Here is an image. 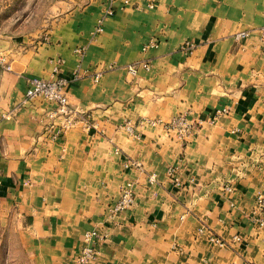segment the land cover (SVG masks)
I'll return each mask as SVG.
<instances>
[{
    "label": "crops",
    "instance_id": "obj_1",
    "mask_svg": "<svg viewBox=\"0 0 264 264\" xmlns=\"http://www.w3.org/2000/svg\"><path fill=\"white\" fill-rule=\"evenodd\" d=\"M0 3V14L14 3V18L30 7L48 19L0 26L12 66L0 87V199L38 264H73L91 229L109 233L94 264H264V0ZM59 60L70 102L98 130L80 122L53 137V103L25 99L28 78L54 77ZM219 110L186 141L141 122ZM129 183L133 205L112 215Z\"/></svg>",
    "mask_w": 264,
    "mask_h": 264
},
{
    "label": "built area",
    "instance_id": "obj_2",
    "mask_svg": "<svg viewBox=\"0 0 264 264\" xmlns=\"http://www.w3.org/2000/svg\"><path fill=\"white\" fill-rule=\"evenodd\" d=\"M128 0H125L127 2ZM111 13L112 10H109ZM102 27L99 25L97 31H100ZM251 35L250 30H240L237 31L234 36L236 39H243ZM260 42L264 45V25L260 27ZM154 42L146 44L144 48L153 45ZM193 41H187L186 47L191 48L194 46ZM79 52L82 49H78ZM62 61H58V65L55 67V76L52 78H42V77H30L28 78V88L25 93L26 100H33L37 97H43L44 99L53 103V106L48 108L45 112L47 118V129L52 132L53 137H58L64 134L68 129L75 126L76 124L82 122L85 128L88 130H98L97 123L82 109L72 105L69 97L65 91L66 85L69 79L58 75L59 64ZM145 67H149V63H142ZM0 66L4 71H10L12 69L11 61L8 55L5 53H0ZM138 64H133L129 66L130 71L135 73L137 71ZM98 77V75H97ZM223 111L219 110L217 113L206 119V120H193L189 118L187 114H179L172 117L169 120H164L160 118H142L141 122H146L154 126L163 128L167 133L172 136V138L179 139L181 141H186L190 135L195 133L204 122L213 123L217 116ZM124 127L129 131L133 130V125L130 121L124 124ZM131 164L138 165L134 161ZM168 175L171 180L176 185H181V180L179 176V167L177 165H172L168 169ZM150 179H154V175L150 176ZM259 207L264 209V195H258ZM135 201V194L132 185L129 183L124 185L121 189L120 196L118 200L113 204L110 211L112 215L117 213H122L130 208ZM260 224H264V218H260ZM200 233L204 232V227H200ZM108 231H100L98 229H91L85 233L84 244L82 245L79 254L76 256L73 264H94L100 249L99 245L104 243L108 238ZM210 238L218 243L225 244L226 241L221 237L211 234ZM240 237H236L239 239ZM246 264H255L252 262H247Z\"/></svg>",
    "mask_w": 264,
    "mask_h": 264
},
{
    "label": "rangeland",
    "instance_id": "obj_3",
    "mask_svg": "<svg viewBox=\"0 0 264 264\" xmlns=\"http://www.w3.org/2000/svg\"><path fill=\"white\" fill-rule=\"evenodd\" d=\"M14 3L8 5L10 10L3 12L4 14H0V26L5 24V26H11L14 29L18 27L20 21L24 20L25 24H22V29H30L36 24L40 23L43 25L45 21L48 22L46 18L43 20L42 17H34L31 15L34 10L30 7H27L25 14H22L24 15L22 16V20L17 17L14 18L12 14H16L14 10L19 8L17 4ZM3 5L6 6V3H0V10ZM30 6L34 5L31 4ZM0 53L3 52L0 51ZM4 72L5 71L0 66V87L1 77ZM25 239L26 234L24 233L23 226L20 225L18 219L10 216L6 205H4L0 199V264H38L35 256L26 247Z\"/></svg>",
    "mask_w": 264,
    "mask_h": 264
}]
</instances>
